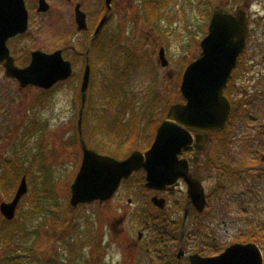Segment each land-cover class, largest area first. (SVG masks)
<instances>
[{"label": "rangeland", "instance_id": "obj_1", "mask_svg": "<svg viewBox=\"0 0 264 264\" xmlns=\"http://www.w3.org/2000/svg\"><path fill=\"white\" fill-rule=\"evenodd\" d=\"M25 1L30 14L29 30L25 36L13 42L14 45H20L22 60L29 54L26 45L30 50L43 49L44 40L45 45L50 47L61 9L65 13L71 10L69 3L60 7L57 0H52V7L43 20V13L36 12V0ZM161 1L164 9L154 13L156 17H161L158 26L155 20L148 21L145 13L140 12L136 1L122 23L119 22V15L113 16L111 31L118 35H115V38L118 37L115 40L117 46H113L108 63L97 64L95 69L96 97L100 99L90 103L93 106L90 109L94 108L96 115L86 113L83 123L89 118L97 128L95 132L98 135L105 133L98 128V124L117 118L115 137L106 135L105 139L112 146L104 148L119 149L120 153L115 157L120 158L132 150L149 147L169 106L182 101L179 91L181 76L186 65L200 55V42L207 33L209 11L212 12L213 6L227 2L234 9L240 0ZM245 3L249 5L251 17L258 13L257 17L263 18L255 26V33L250 39L251 48L258 36L257 30L264 25V0L241 1L243 6ZM162 45L165 46L169 68L173 72L171 77L166 75L168 68H162L157 62V52ZM125 59L132 61V69L125 81L111 84L107 96L105 90L110 83V73L116 68L121 70ZM76 94L78 86L72 85L66 88L54 86L49 90L33 86L21 88L16 80L7 78L0 68V165L7 158L16 160L27 169L34 184L31 191L28 187L27 194L20 202L21 211L17 219L24 226L18 245L35 243L33 248L43 250V256L50 254V257L64 258L71 252L65 244H83L76 253L77 257H81L80 262L71 259L73 264H90L92 257H102L100 264H162V260L144 257V251L132 247L140 225L147 219H142L138 212L150 208L152 195L151 191L139 186V176L134 175L130 181L122 183L109 201L81 204L75 209L70 207V186L81 165L77 131L80 102L72 100V95ZM257 108L259 106L253 110ZM223 134L219 142L209 145L204 155L205 159L213 155L214 160H218L223 167V173L213 171L212 179H208L210 189H218L217 196L220 195L221 199L202 218L203 225L209 228L205 240L215 245L216 236L221 250L235 242H242L257 228L264 229V177L255 178L251 172L252 176L248 180L237 182L230 176L239 169L251 166L250 154L247 149L241 161L234 162L239 150L237 147L243 141L235 146L237 137H234L232 123ZM225 139L229 144L221 145ZM214 140L217 141V138ZM86 143L93 145L90 136ZM20 180L21 176L14 193ZM12 197L3 199V192L0 191V202L10 201ZM128 199L132 200L131 205ZM179 221L181 223L182 218ZM194 223L195 219L186 221L185 234L189 228L193 233L196 227ZM36 226L38 228L34 230ZM250 229L252 233L248 235ZM57 233L62 238L59 241L55 239ZM262 235L255 240L261 250L264 249ZM194 244L192 241L189 248H195ZM12 249L13 245H0V257ZM176 264L188 263L182 259L177 260Z\"/></svg>", "mask_w": 264, "mask_h": 264}, {"label": "flooded vegetation", "instance_id": "obj_2", "mask_svg": "<svg viewBox=\"0 0 264 264\" xmlns=\"http://www.w3.org/2000/svg\"><path fill=\"white\" fill-rule=\"evenodd\" d=\"M57 1L60 7L64 4L69 3L71 6V10L65 13L64 9H61V12L59 13V16L57 18L58 22L55 30L56 33H54V38L50 47H47L45 45L44 40L43 49L30 50L28 45H26L27 51L29 49L28 57L23 60L20 59V45H14L13 42L15 41V39L25 36V34L29 30L30 14L29 7H27V3L25 1L26 9L28 11V30L24 34L14 36L7 40V46L9 48L10 55L13 57L15 66L24 68L29 65L31 61V53L35 50H40L46 54L59 51L62 59L70 63L71 74L67 78L59 80L54 86L64 88L70 85L75 87L78 86V94L74 96L72 95L73 101L80 102L79 110L77 113L78 118L80 114V107L83 101L81 86L85 70L87 66H89V79L85 94V108L83 110L82 117L84 118L86 113H92L93 115H96V110L94 108L90 109L93 107L90 105V103L93 101H98L100 99L96 97L94 77L95 69L97 64H105V62L108 63V61L111 59V55L109 54H111L113 46H117L115 42V40H117L118 38H115V35L117 34H114L111 31V21L113 16L119 15V22L122 23L123 20L126 19L127 12L129 10L131 11L133 3L134 1H136L140 8V12L145 13L148 21L154 22L155 20L158 26L161 17H156V11L162 12V10L164 9V5L161 9H159V0H110V9H108L107 0ZM46 2L49 4L50 11L52 7V0H46ZM151 4H156L157 10L155 9L151 12L150 10L146 9V7H149V5ZM231 5V3L227 4V8L231 12H237L239 10H244L246 12L248 32L245 38L244 48L239 54L236 66L233 69L227 86L224 90L225 95L228 97L231 103V112L229 118L226 121L223 130H221L220 132L211 133L207 138H201L199 141H197L196 137L194 136V141L192 142V144L187 149L182 150L178 155V159L185 160L188 165V178L191 181L196 182L197 184H201L205 195V208L202 212H199L195 207L191 200V197L189 196L188 181L184 177L178 178L172 185L166 186L163 190H157L149 189L145 186L146 172L144 169H140L137 172H134L127 180L130 181L134 175L139 176L141 180L144 179L143 184L140 183L139 186L141 188H145L148 191H151L152 193L150 198V208H147V210L142 209L143 212H141V209L139 212L137 210L138 214L142 216V219L145 217H147V219H145L144 223L140 225V229L136 233V240L132 243V247L138 248L139 251H144V257H179V261H181L182 259H186L187 263L189 264L188 257L193 254H198L201 257H213L219 255L224 250H221V245L216 236H214V238L217 240V243L215 245L205 240V237H208L209 233L207 230L209 228L207 225H205L206 227L203 225L202 218L204 217V214L207 212V210L215 208L214 205H216L219 199H221L220 195L217 196L218 189H210L208 185V179H212L213 171L223 173V167L219 165L218 160H214V158L212 157L213 155L208 159H205L204 155L210 144L214 145L216 144V142H219V139H222V136L224 135L223 133L229 129L231 123L232 130L235 133L234 137H237L235 146H238V144H240V141H243V144L237 147L239 150L236 152L233 161H241V156L247 151V149H249V161L251 163V166L239 169L238 171L233 172V175L231 176H233L237 182H241L242 179L248 180L250 176H252L251 174H254L255 178L264 177V72H262L264 71V33L262 34V30L264 31V25L262 28L260 27V30H257L256 35L258 36H256L255 44L251 47L252 49L250 48V39L255 33V26L259 23V20L263 21V18L257 17L258 13H256V15L254 14L251 17L252 13H249V5L246 3L244 6L241 3L236 4L234 9ZM77 6H79V10L85 14L86 28L82 30L78 29V23L76 19ZM37 8L38 0H36V12L39 14L43 13L44 20V15L49 11L39 12ZM104 17L105 19L102 25L99 27V24ZM136 17L139 18V15H136ZM161 48H163L166 57L165 46H160L158 52ZM250 49L251 53H249ZM127 61L128 60L125 59V63L121 70H118V68H116L111 71V79L109 80L110 83L107 85L108 89L105 90L107 96L112 83L119 80L125 81L127 79L128 74L132 69L131 65H133L132 61H128V64ZM169 63L170 62L167 60L166 66H160L162 68H168L166 75L168 77H171L173 72L169 68ZM0 68L3 69L5 74L3 63L0 64ZM109 98L110 96L108 97V99ZM257 106H259V108H257V110H253L254 107ZM167 111L165 112V118L167 115ZM165 118L163 120H165ZM107 136L106 133L103 132L104 141H102V137L100 135L99 137H94L92 139L93 145H88V143H86V145L88 146V148L95 151H97L96 149L101 150L107 146H112L111 143L105 141ZM214 138H217V141H215ZM78 144L81 150L82 160L83 152L80 142H78ZM151 144L149 146H151ZM220 144L226 146L227 144H229V142H227L225 139V142L223 141ZM90 146L95 147V149L91 148ZM148 148L149 147H147L146 149ZM146 149L144 148L140 151L145 152ZM131 152L127 155L120 156V158L104 152L98 153L110 155L119 160H122L129 156ZM136 183L139 184L138 180L136 181ZM214 193L216 194V196L213 197ZM153 198L164 199V207L160 208L156 206L152 202ZM128 204H132L131 199H128ZM170 209L171 213L168 214V210ZM180 214L182 215V217H179ZM181 218L182 221L180 223L179 219ZM191 219L196 220V223H194V225H196L195 230L192 233L189 228V232L185 234L186 221ZM259 226H261V223H259ZM251 233L252 230L248 231V235ZM262 233L264 234V232ZM192 241H194L195 243V248L192 246L191 249L189 248V246L191 245ZM193 249H195V251L197 250V253ZM261 251V264H264V249Z\"/></svg>", "mask_w": 264, "mask_h": 264}, {"label": "water", "instance_id": "obj_3", "mask_svg": "<svg viewBox=\"0 0 264 264\" xmlns=\"http://www.w3.org/2000/svg\"><path fill=\"white\" fill-rule=\"evenodd\" d=\"M110 9V0H107ZM39 12H47L46 0H38ZM106 17V15H105ZM105 17L99 24L102 25ZM78 29L86 28L85 14L76 7ZM28 29V11L24 0H0V64L5 76L18 81L21 88L33 85L43 90L51 89L59 80L71 74V65L64 61L59 51L46 54L40 50L31 53V61L24 68L15 66L7 40L24 34ZM98 30V29H97ZM248 32L244 10L230 12L223 5H215L208 25V33L200 42L199 57L187 65L182 75L180 92L185 102L172 104L166 119L159 125L152 145L145 152L132 151L118 160L89 149L82 136V115L89 79L87 66L81 86L82 104L78 118V133L83 152L82 162L70 186V206L100 203L110 200L121 182L140 169L146 172L145 186L163 190L178 178L189 184V196L199 212L205 208V195L201 184L188 178V165L178 155L194 141L224 129L231 112V103L224 94L228 80L244 48ZM158 62L167 65L163 48L158 52ZM195 134V135H193ZM28 185L23 176L10 201L0 203V213L8 221L15 218L16 209L27 193ZM152 202L163 208L164 199ZM189 264H261L262 253L255 243H234L217 256L201 257L193 254Z\"/></svg>", "mask_w": 264, "mask_h": 264}, {"label": "trees", "instance_id": "obj_4", "mask_svg": "<svg viewBox=\"0 0 264 264\" xmlns=\"http://www.w3.org/2000/svg\"><path fill=\"white\" fill-rule=\"evenodd\" d=\"M241 1L242 0H240L237 4H240ZM159 3V9H161L163 6L162 1L159 0ZM225 5H227V3H225ZM146 9L152 12V10H157V5L151 4L149 5V7H146ZM210 13L211 12L209 11L208 17H210ZM83 124V135L86 141L89 136L91 139H93L94 137H99L100 135L103 137V132L97 135V133L95 132L97 128L94 127L93 124H91V120H89V118H86ZM117 125L118 120L116 118L112 121H104L98 124L97 126L100 130L105 131L106 135L113 138L115 137L114 128ZM146 148L147 146L145 147V149ZM127 149L129 150V147ZM128 150L126 151L128 152ZM101 152L118 156L120 150L116 148H103L101 149ZM20 176H26L27 182L29 184L28 187H30L31 191L33 189L34 184L32 182V176L30 175V173H28L27 169H25L21 163H18L12 158H7L2 162V164L0 165V191L3 192V199H10L13 196L14 190L16 188ZM128 181L129 180L124 181L123 183H127ZM143 181L144 179H142L140 183L143 184ZM41 192L43 193V189L41 190ZM20 211L21 207L19 204L16 211V217L11 221L5 220L0 214V245H13V249L9 253H6L3 257H0V264H73L71 262V259H73V261L76 259L78 263L80 262L81 257H77L76 253L80 248H82L83 244L77 245V243L74 242L70 244H65L71 250V252L69 250V256L64 258L54 256L50 257V254H46L43 256V250H35L33 248L35 243H33V245H27L26 243L18 245V241L21 240V234L24 226L23 222L20 223V221L17 219V216L20 214ZM37 228V226L34 227V230H36ZM262 232H264V229L257 228V231L254 234L252 233L253 235L246 237L243 241H255L256 239L261 237ZM55 239L57 241L62 239L60 233L56 234ZM97 253L100 252L97 251ZM59 259H61L62 261H59ZM153 259L155 261L157 259L162 260V264H176L178 260L177 257H153ZM101 260L102 257H92L90 264H100V262H102Z\"/></svg>", "mask_w": 264, "mask_h": 264}]
</instances>
